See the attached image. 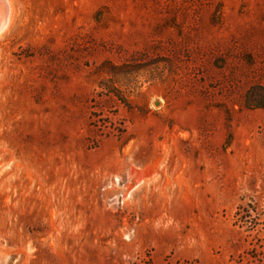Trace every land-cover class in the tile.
<instances>
[{
  "label": "rangeland",
  "instance_id": "rangeland-1",
  "mask_svg": "<svg viewBox=\"0 0 264 264\" xmlns=\"http://www.w3.org/2000/svg\"><path fill=\"white\" fill-rule=\"evenodd\" d=\"M0 264H264V0H12Z\"/></svg>",
  "mask_w": 264,
  "mask_h": 264
},
{
  "label": "trees",
  "instance_id": "trees-1",
  "mask_svg": "<svg viewBox=\"0 0 264 264\" xmlns=\"http://www.w3.org/2000/svg\"><path fill=\"white\" fill-rule=\"evenodd\" d=\"M106 66L109 67V74L112 80H109L111 81L110 85H107L106 82H104L101 83V86L104 87V89L107 93H109V95H115L117 98H119L118 100L121 101V103L126 104L127 101L123 97V95H125V91H122L119 87H117L116 80L120 76L128 77L129 75H131L132 71H127L130 70L131 67L128 64H123L119 66L107 64L105 65V67ZM104 126L107 127L108 125L106 126V124H104Z\"/></svg>",
  "mask_w": 264,
  "mask_h": 264
},
{
  "label": "bare ground",
  "instance_id": "bare-ground-1",
  "mask_svg": "<svg viewBox=\"0 0 264 264\" xmlns=\"http://www.w3.org/2000/svg\"><path fill=\"white\" fill-rule=\"evenodd\" d=\"M10 11L5 14V6H0V35L7 29L12 16V0H7Z\"/></svg>",
  "mask_w": 264,
  "mask_h": 264
},
{
  "label": "water",
  "instance_id": "water-1",
  "mask_svg": "<svg viewBox=\"0 0 264 264\" xmlns=\"http://www.w3.org/2000/svg\"><path fill=\"white\" fill-rule=\"evenodd\" d=\"M5 6V14L7 13V15L9 14V11H10V8H9V5H8V2L7 0H0V6Z\"/></svg>",
  "mask_w": 264,
  "mask_h": 264
}]
</instances>
